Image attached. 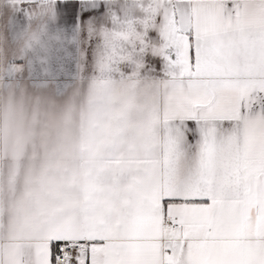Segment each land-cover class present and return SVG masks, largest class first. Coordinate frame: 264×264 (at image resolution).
Here are the masks:
<instances>
[{
  "label": "snow or ice",
  "instance_id": "1",
  "mask_svg": "<svg viewBox=\"0 0 264 264\" xmlns=\"http://www.w3.org/2000/svg\"><path fill=\"white\" fill-rule=\"evenodd\" d=\"M0 264H264V0H0Z\"/></svg>",
  "mask_w": 264,
  "mask_h": 264
}]
</instances>
